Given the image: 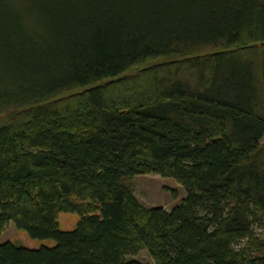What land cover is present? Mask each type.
Instances as JSON below:
<instances>
[{
  "label": "trees",
  "instance_id": "obj_1",
  "mask_svg": "<svg viewBox=\"0 0 264 264\" xmlns=\"http://www.w3.org/2000/svg\"><path fill=\"white\" fill-rule=\"evenodd\" d=\"M147 173L170 210L125 182ZM10 221L55 243L0 264H264V0H0Z\"/></svg>",
  "mask_w": 264,
  "mask_h": 264
},
{
  "label": "rangeland",
  "instance_id": "obj_2",
  "mask_svg": "<svg viewBox=\"0 0 264 264\" xmlns=\"http://www.w3.org/2000/svg\"><path fill=\"white\" fill-rule=\"evenodd\" d=\"M125 182L131 188L138 202L144 207L161 206L166 210H170L185 193L183 187L172 178L153 173L135 175L126 179ZM78 219L79 216L76 213L59 212L57 218L58 226L62 230H71L75 227ZM255 230L259 232L258 228ZM0 240H8L29 248H38L41 245L52 246L55 243L52 239L30 238L26 232L15 228L11 221L2 229ZM124 258L126 260L152 263V258L145 249L133 255L127 254Z\"/></svg>",
  "mask_w": 264,
  "mask_h": 264
}]
</instances>
